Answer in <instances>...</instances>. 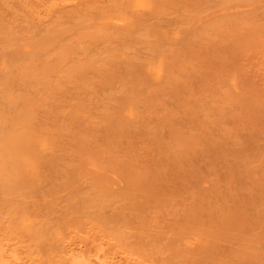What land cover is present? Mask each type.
Instances as JSON below:
<instances>
[{"label":"rangeland","instance_id":"374dc122","mask_svg":"<svg viewBox=\"0 0 264 264\" xmlns=\"http://www.w3.org/2000/svg\"><path fill=\"white\" fill-rule=\"evenodd\" d=\"M0 171V264H264V0H0Z\"/></svg>","mask_w":264,"mask_h":264},{"label":"bare ground","instance_id":"6f19581e","mask_svg":"<svg viewBox=\"0 0 264 264\" xmlns=\"http://www.w3.org/2000/svg\"><path fill=\"white\" fill-rule=\"evenodd\" d=\"M138 7V6H137ZM10 138V137H9ZM14 138V137H13ZM19 138H20V136H19ZM25 138V137H24ZM11 139V138H10ZM17 140H19V139H17V137H16V141ZM13 141H14V143H15V138L13 139ZM13 141H10V142H12V144H10V145H12L13 146ZM8 143V145H9V143L10 142H8V141H5V143ZM18 143H20V141H17ZM17 142H16V144H17ZM26 143V142H25ZM22 146H23V144H22ZM10 147V146H9ZM18 147H20L18 144H17V146H16V148H18ZM15 148V147H14ZM21 148H23V147H20V148H18V150L20 149L21 150ZM10 149V148H9ZM11 149H13V148H11ZM15 150V149H14ZM17 150V151H18ZM20 152V151H19ZM16 160V159H15ZM4 170H5V168H4ZM8 170V169H7ZM10 171V170H9ZM0 172H4V171H0ZM99 247V246H98ZM96 248V247H95ZM96 251V250H95ZM79 261V260H78ZM75 262V261H74ZM80 262V261H79ZM76 263V262H75ZM2 264V263H1ZM76 264H78V263H76Z\"/></svg>","mask_w":264,"mask_h":264}]
</instances>
